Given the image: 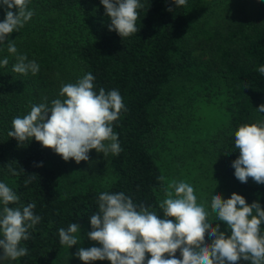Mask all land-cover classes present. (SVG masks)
<instances>
[{
    "label": "trees",
    "instance_id": "1",
    "mask_svg": "<svg viewBox=\"0 0 264 264\" xmlns=\"http://www.w3.org/2000/svg\"><path fill=\"white\" fill-rule=\"evenodd\" d=\"M241 1L188 0L176 7L172 0H139L143 5L137 10L139 31L122 38L109 30L111 21L101 0H30L31 20L0 44V61L8 59L7 66L0 65V182L20 197L19 205L10 207L35 203L33 211L41 221L29 229V239L21 241L28 254L0 264L75 260L80 247H90L87 237L80 236L92 230L90 217L99 213L102 192H123L163 219L159 204L166 199L167 187L158 152L164 141L191 127L197 102L216 94L225 97L230 116L223 129L203 140L196 151L190 150L209 175H203L207 186L199 191L206 195L198 203L211 212L214 194L228 199L236 193L248 204L259 201L264 208V184L251 177L241 183L231 166L239 156L236 130L264 121V113L257 111L264 104V75L258 71L264 65V0ZM4 18L5 6L0 4V22ZM12 41L16 54L7 51ZM200 49L202 55L196 56ZM16 55L36 61L39 72L15 73ZM89 72L97 94L100 88L118 90L127 109L112 123L122 150L107 155L105 183L92 168L98 163L95 149L88 161L77 164L64 161L35 138L21 145L8 136L15 117L29 114L32 105L50 107L54 99H64L59 95L62 85L76 83ZM9 164L18 175L9 171ZM84 169L89 171L82 174ZM2 208L0 203V212ZM208 219L231 235L214 213ZM72 223L81 230L76 233L79 245L69 248L60 243L59 229ZM260 228L264 235V223ZM205 239L211 243L207 235ZM176 258H181L179 250Z\"/></svg>",
    "mask_w": 264,
    "mask_h": 264
},
{
    "label": "clouds",
    "instance_id": "2",
    "mask_svg": "<svg viewBox=\"0 0 264 264\" xmlns=\"http://www.w3.org/2000/svg\"><path fill=\"white\" fill-rule=\"evenodd\" d=\"M30 0H0L5 6V18L0 22V44L9 40V35L31 20L34 12L29 9ZM176 7L185 6L188 0H172ZM106 15L110 18L109 30L126 38L137 33L139 0H101ZM16 9L13 12L12 9ZM172 11L171 8L168 9ZM7 51L17 53L14 41L7 43ZM13 71L36 75L39 65L28 61L26 55H16ZM8 59L0 61L7 66ZM264 75V65L258 68ZM95 77L91 72L76 83L62 85L59 95L49 107L46 103L32 105L30 113L15 117L8 136L19 144L35 138L43 147L52 149L64 161L70 159L77 164L89 160L90 150L107 156L118 155L122 150L118 135L113 132L112 123L126 111L118 90L94 91ZM257 111L264 113V104ZM108 142V143H105ZM235 147L239 156L232 162L234 175L241 183L248 178L257 184H264V121L241 125L235 132ZM36 166H42L36 165ZM13 175H18L7 165ZM32 177L25 181V186ZM159 179L163 180V177ZM166 199L159 204L164 218L150 211L143 204L136 205L123 192H102L99 195V213L90 217L91 231L87 237L98 242L100 247H80L75 253L84 264L108 260L111 264H238L244 260L250 264H264V208L259 201L251 204L239 194L232 193L223 199L217 193L211 198V212L205 204L197 203L194 188L187 182H171ZM20 197L6 183L0 182V261H15L28 254L21 241L29 239V229L41 221L34 214L35 203L19 205ZM215 214L216 221H222L230 229L226 236L220 225L212 226L209 216ZM255 213V214H253ZM81 230L77 223L67 229H59V241L69 248L77 245L76 233ZM206 235L211 243L206 242ZM179 250L180 257L176 258ZM146 254L150 258L146 260Z\"/></svg>",
    "mask_w": 264,
    "mask_h": 264
},
{
    "label": "rangeland",
    "instance_id": "3",
    "mask_svg": "<svg viewBox=\"0 0 264 264\" xmlns=\"http://www.w3.org/2000/svg\"><path fill=\"white\" fill-rule=\"evenodd\" d=\"M242 1L244 2L245 0ZM195 55H202V50H197ZM211 99H200L195 105L193 112L194 119L191 127L177 138L176 136L171 138L168 137L170 139L164 141L163 147L158 152L159 163L162 166L166 178L167 191H173L174 194V189L169 188V184L173 181L177 183L181 181L187 182L194 188L197 203L198 200H200L199 198H205L206 195L205 191L201 194L199 191L201 186H207V180L203 175H209L206 174V170L202 167L203 164L200 162L201 158H196L195 156L191 157L190 150L196 151L203 140L223 129L228 124L230 116L227 105L228 102L223 95L216 94L213 99ZM97 154L98 163L95 168H92L93 170L97 168L96 174L99 175L98 177L105 183V179L108 177L107 156H104L103 153ZM81 163H84V161H81L79 164ZM88 171V169H84L82 174H86ZM85 233H87V231L80 237L86 238L87 235H85ZM87 241L90 247L101 246L98 242L91 241L88 237ZM67 264H84V262L75 256V260H70Z\"/></svg>",
    "mask_w": 264,
    "mask_h": 264
}]
</instances>
